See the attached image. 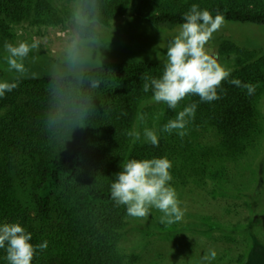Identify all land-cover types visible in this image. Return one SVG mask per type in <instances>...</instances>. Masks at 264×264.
Wrapping results in <instances>:
<instances>
[{"label": "trees", "instance_id": "obj_1", "mask_svg": "<svg viewBox=\"0 0 264 264\" xmlns=\"http://www.w3.org/2000/svg\"><path fill=\"white\" fill-rule=\"evenodd\" d=\"M30 1L0 0V34L7 42L14 44L10 30L18 23L41 17L46 8L58 10L49 2L35 6ZM193 4L227 22L264 26V0H81L88 24L76 30L81 40L96 38L98 27L130 13L156 29L173 30ZM223 43L240 56L229 80L254 85V92L225 81L219 100L202 103L189 96L175 111L166 106L159 146L143 155L128 133L134 131L140 105L151 99V92L142 90L144 78L159 77L164 63H109L77 74L72 62L35 53L27 75L15 81L17 88L0 98L5 109L0 117V223H19L32 234L33 245L48 242L31 264H126L122 234L134 217L114 204L110 185L129 159L167 157L170 170L177 171L174 188L211 184L215 190L208 193L223 199L252 202L257 197L259 189L250 192L254 174L249 170L264 137V56L255 59L231 41ZM3 77L0 71V81ZM191 103L198 107L183 138L159 132ZM259 182L264 183L262 176ZM223 216L227 223L204 217L203 225L209 233L223 231L226 240L242 237L238 264H264V240L254 227ZM5 255L0 249V264H7Z\"/></svg>", "mask_w": 264, "mask_h": 264}, {"label": "rangeland", "instance_id": "obj_2", "mask_svg": "<svg viewBox=\"0 0 264 264\" xmlns=\"http://www.w3.org/2000/svg\"><path fill=\"white\" fill-rule=\"evenodd\" d=\"M46 2L52 3L54 7L58 6V10L49 12L46 8L41 17L27 19L10 30L14 45L20 42L38 44L23 60L26 68L24 74L9 70L7 53L3 49L6 40L0 34V71L4 74L2 81L15 82L25 77L31 62L38 58V54H35L38 51L60 62H72L77 74L89 67L109 63H164L167 44L178 30L156 29L130 13L109 25L98 27L99 35L96 38L81 40L76 26L88 24L83 17L81 0H31L29 5L39 6ZM223 41H231L253 53L255 59L264 56V26L224 21L221 28L213 34L206 49L209 55L231 69V74L236 70L240 56L228 52L223 47ZM166 106L163 103L156 104L151 99L143 102L137 112L134 131L142 133L148 127L158 133ZM260 111L264 120V99L260 104ZM4 112L5 109L0 108V117L4 116ZM208 135L211 139V133ZM136 143V147L141 148L142 155L151 151L150 144L142 141ZM259 150L258 155L250 157L249 171L254 174L250 192L254 194L257 189L260 190L252 202L249 199H223L218 194H209L208 191L215 190L211 184L207 188L200 184L175 188L184 210L183 218L172 224L161 223L162 213L152 209L151 215L146 218L128 220L121 242L126 264H200L201 257L209 249L217 252V258L212 264H238L240 254L244 253L242 237H234L237 241H233L226 240V233L223 231L209 233L203 225L204 217H208L213 223H227L228 219L223 215L228 214L232 223L253 226L264 240V183L259 182L261 176L264 180V137ZM170 172L177 182V171ZM181 227H186L185 231L181 232ZM151 233L155 235L151 236Z\"/></svg>", "mask_w": 264, "mask_h": 264}, {"label": "clouds", "instance_id": "obj_3", "mask_svg": "<svg viewBox=\"0 0 264 264\" xmlns=\"http://www.w3.org/2000/svg\"><path fill=\"white\" fill-rule=\"evenodd\" d=\"M184 21L178 26L177 34L169 40L166 47V60L159 77H145L143 92H151V101L166 104L175 111L179 102L189 96H198L200 102L210 103L219 100L218 90L224 91L222 82L238 88L247 89L251 95L255 86L243 84L232 78L231 69L208 54L206 45L217 32L224 18L220 14L213 16L208 10L193 4L182 16ZM38 47L33 42H20L18 45L5 41L3 49L7 53L9 70L24 74L23 60ZM18 82L0 81V98L17 88ZM96 83L93 87H96ZM197 103H191L178 111L160 129V133L173 134L183 138L188 123L195 118ZM142 119V117H141ZM128 136L132 142L142 141L153 147L159 146L157 131L145 127L143 132L131 131ZM172 162L167 157L151 159H129L122 170L115 174L110 185V198L116 206H124L126 214L134 218H146L155 209L162 213L160 222L172 224L180 221L184 210L180 206L176 190L171 185L173 176ZM32 234L19 223H0V249L6 253L7 264H31L34 255L44 251L48 242L33 245ZM217 252L209 249L200 259V264H212Z\"/></svg>", "mask_w": 264, "mask_h": 264}]
</instances>
